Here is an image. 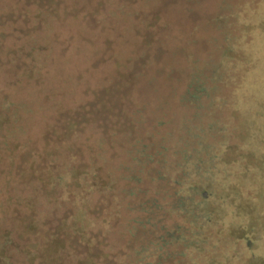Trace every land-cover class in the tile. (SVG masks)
Segmentation results:
<instances>
[{"label": "trees", "instance_id": "obj_1", "mask_svg": "<svg viewBox=\"0 0 264 264\" xmlns=\"http://www.w3.org/2000/svg\"><path fill=\"white\" fill-rule=\"evenodd\" d=\"M191 1L0 0V132L5 131L0 135V249L13 246L12 233L28 243L14 248L17 260L8 255L3 264H221L219 257L202 254L214 221L213 191L188 184L189 176L172 178L174 200L160 206L142 190L143 172L136 171L150 165L153 155L140 147L132 152L133 146L126 164L115 166L118 160L109 157L114 121L128 122L124 144L129 147L130 132L141 124L135 113L122 116L115 93H130V103L146 112L147 97L154 93L149 79L157 73L162 46L171 50L176 17ZM46 90L51 94L34 104L31 95ZM77 93L91 94L92 100L85 105ZM196 100L194 95L192 104ZM51 111L58 117L48 125ZM41 141L42 153L26 162ZM150 175V181L164 179ZM55 186L64 189L62 196H54ZM123 189L127 199L144 201L130 208L139 215L127 218L126 232L113 242V214L102 222L90 218L92 199L83 192L108 195ZM62 211L63 222L57 224L54 218ZM164 213L170 218L160 219ZM254 220L253 215L240 224L239 264H264V255L255 250L260 239ZM92 227L98 228L95 238L89 236ZM221 243L217 240L213 249Z\"/></svg>", "mask_w": 264, "mask_h": 264}, {"label": "rangeland", "instance_id": "obj_2", "mask_svg": "<svg viewBox=\"0 0 264 264\" xmlns=\"http://www.w3.org/2000/svg\"><path fill=\"white\" fill-rule=\"evenodd\" d=\"M188 4L189 8L176 17L177 38L174 37L171 50H165L167 44L162 46L157 73L149 79L154 93L150 99L146 96V112L140 113L139 106L130 103L132 99L127 98L130 93L128 96L122 91L115 93L113 98L120 100L122 116L132 118L135 113V120L141 124L130 132L129 147L124 144L128 143V137L124 138L128 122L124 124L122 117L115 120L110 132L114 147L108 153L118 160L115 166L126 164V159L132 158L130 154L139 147L153 155L150 165L138 166L136 171L143 172L142 190L152 195L151 200L157 199L160 206L174 200L170 197L172 178L189 176L188 184L196 183L203 190L213 191L215 199L209 209L214 221L202 254L215 261L219 257L221 264H239L236 238L241 235L240 224L253 215L254 231L260 239L255 250L264 255V0H192ZM46 92L32 94L34 104L51 94L50 90ZM194 95L197 100L192 104ZM75 98L87 105L92 95L77 93ZM51 113L45 119L48 125L54 124V118L58 117L55 111ZM42 142H36L26 162L37 151L42 153ZM164 148L167 149L162 151ZM59 157L64 159V155ZM185 157L191 162H183ZM133 164L131 159L128 165L131 173L136 169L131 167ZM150 173L164 179L150 181ZM75 188L76 185H70L69 190L75 192ZM52 190L55 197L64 194L60 186ZM123 192L124 189L108 195L83 192L92 199L87 210L90 218L102 222L113 214L110 232L107 230L113 242L121 239L117 234L126 232L127 218L139 215L130 208L135 209L144 201L127 199ZM63 214L64 211L60 212ZM170 215L164 213L160 219L166 220ZM62 218L54 221L62 223ZM77 225L86 226L81 221ZM99 228L101 231L104 227ZM92 229L94 232L89 236L95 238L93 233L98 228ZM11 237L13 246L7 251L0 249V264L8 255L15 260L20 257L14 248L28 246L19 234L12 233ZM221 239L222 243L214 250L213 243ZM3 240L0 237V242Z\"/></svg>", "mask_w": 264, "mask_h": 264}]
</instances>
